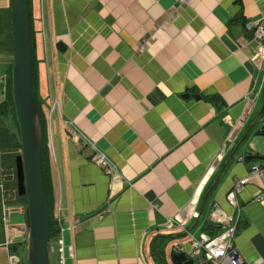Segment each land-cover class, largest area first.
Listing matches in <instances>:
<instances>
[{"label": "crops", "instance_id": "crops-1", "mask_svg": "<svg viewBox=\"0 0 264 264\" xmlns=\"http://www.w3.org/2000/svg\"><path fill=\"white\" fill-rule=\"evenodd\" d=\"M29 1L37 93L46 114L56 102L46 136L66 264H172L166 252L184 234L167 218L191 201L199 217L188 228L216 234V201L237 213L241 256L264 258V188L250 175L264 161V67L247 27L264 0ZM72 127L115 169L94 163ZM11 167L13 183L0 170V264H27L26 202ZM241 177L232 209L225 194Z\"/></svg>", "mask_w": 264, "mask_h": 264}, {"label": "water", "instance_id": "water-1", "mask_svg": "<svg viewBox=\"0 0 264 264\" xmlns=\"http://www.w3.org/2000/svg\"><path fill=\"white\" fill-rule=\"evenodd\" d=\"M10 23L13 47L11 86L21 144V153L15 158V177L18 195L27 199L26 262L51 264L50 214L40 158L43 132L32 88L29 0H10ZM166 255L172 264H193L184 252L168 250Z\"/></svg>", "mask_w": 264, "mask_h": 264}, {"label": "built area", "instance_id": "built-area-1", "mask_svg": "<svg viewBox=\"0 0 264 264\" xmlns=\"http://www.w3.org/2000/svg\"><path fill=\"white\" fill-rule=\"evenodd\" d=\"M189 1L190 0H182V2ZM247 27L253 28V39L257 47L253 60L264 67V15L259 20L247 23ZM55 107L56 102L51 100L49 111H53ZM71 134L74 137L83 138L84 142L92 151V161L94 163L99 166L115 169L114 163H112L103 151H100L95 143L89 140L81 131L72 127ZM243 159L244 157L242 155L237 156V161H242ZM250 175L256 176L260 180L261 186L264 188V161L262 163H252ZM246 182L247 177L238 178L227 190L225 197L232 209L238 207L237 194L243 189ZM259 191L258 189L256 193L259 194ZM193 205L194 201H191L186 207L187 209L184 214H182V211H178L177 214L167 218L170 226L176 227L184 234L182 241L171 245L168 249L169 251L184 252L193 260V264H264V258H256L251 261L246 260L241 256L237 245L234 243L237 213L235 215L233 211L228 213L216 201L211 202L209 219L213 224H218L220 230L216 234L210 235L205 231H196L187 227L189 219H197L199 217V211L195 209ZM106 211H109V209L100 211L97 215L98 218H101ZM57 221L60 225L58 215ZM77 222L78 221L74 222V226H76ZM196 228L198 229L199 227ZM63 233L64 228L60 225L59 232L55 239L58 246L59 264H65ZM186 244L189 245V248L185 247Z\"/></svg>", "mask_w": 264, "mask_h": 264}, {"label": "trees", "instance_id": "trees-1", "mask_svg": "<svg viewBox=\"0 0 264 264\" xmlns=\"http://www.w3.org/2000/svg\"><path fill=\"white\" fill-rule=\"evenodd\" d=\"M30 4V1H29ZM30 7V5H29ZM32 21L30 17V35H31V52H32V88H33V93L36 101V106L39 112L40 120H41V125H42V132H43V140H42V146H41V151H40V158H41V164H42V177H43V183L45 186V191L47 195V200H48V206H49V220H50V241L55 240L56 236L59 232V227L56 222V219L53 214V203H52V196H51V191H52V181H51V174H50V164H49V146H48V138L46 136V117L47 114L44 110L43 107V100L41 99L40 96H38L37 93V82H36V72H35V58H34V43H33V38H32ZM2 36H7L10 45V53L13 55V47H12V35H11V23H10V6L7 8L6 11L2 12L0 11V37ZM3 44L4 41L0 40V51L1 53L3 52ZM7 42L5 43L4 46H6ZM11 70H12V61L10 60V65L8 69V82L10 83V86H8V98L3 99L2 102H0V115H13L14 117L11 119L12 124L14 127H10L7 125L8 129L4 130L0 134V144L1 147L4 148L5 150H10L13 149V147H18L21 148L20 144V135H19V126L18 122L16 119L15 111H14V103H13V97H12V86H11ZM1 72V68H0ZM7 78V77H6ZM0 80L2 81L3 78L0 76ZM8 84V83H7ZM11 102V104H10ZM18 145V146H17ZM25 202L26 198L23 195ZM215 224H212L213 226ZM210 228V225L206 227V229Z\"/></svg>", "mask_w": 264, "mask_h": 264}, {"label": "rangeland", "instance_id": "rangeland-1", "mask_svg": "<svg viewBox=\"0 0 264 264\" xmlns=\"http://www.w3.org/2000/svg\"><path fill=\"white\" fill-rule=\"evenodd\" d=\"M9 6H10V0H0V9H4V7H9ZM32 38H33V43H34V37H32ZM10 45H11V43H9V41H7L6 46H4V48H3L4 53H1V51H0V65L3 64V62L1 63V61H4V62H7V61L9 62L10 60L12 61V54L10 53ZM1 75H3V69H1V72H0V76ZM5 81H6V77H4V79L2 81L0 80V102L3 101L5 93L8 89V86H10V83L8 81H6V84H5ZM1 87H3L2 90H1ZM3 90H4V92H3ZM7 94H8V91L6 93V96H7ZM6 96H5V98H6ZM7 98H8V96H7ZM10 104H11V102H10ZM8 114L0 115V134L4 130L8 129L7 125H9L11 128L14 127L12 124V120H11L14 116L8 115ZM19 153H21V148H18V147L17 148L13 147V149H10V150H5L4 148L0 149V159H1V162L3 164L2 168H0V170L2 169V172H4V174H7L8 178L10 179V181L12 183H13V180H11V178L13 175V169H12L11 165L13 164L14 171H15V158ZM7 155H9L10 160H9V163L5 166L4 162L6 160L5 157ZM15 187H16V184H15ZM16 192H17V189H16ZM25 198H26V196H25ZM51 215L53 216V214H51ZM55 255H57L56 251H55ZM55 255L53 253H50L51 264H54ZM56 264H57V259H56ZM167 264H169V263H167Z\"/></svg>", "mask_w": 264, "mask_h": 264}, {"label": "bare ground", "instance_id": "bare-ground-1", "mask_svg": "<svg viewBox=\"0 0 264 264\" xmlns=\"http://www.w3.org/2000/svg\"><path fill=\"white\" fill-rule=\"evenodd\" d=\"M56 250H58V248H56Z\"/></svg>", "mask_w": 264, "mask_h": 264}]
</instances>
